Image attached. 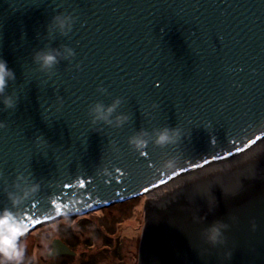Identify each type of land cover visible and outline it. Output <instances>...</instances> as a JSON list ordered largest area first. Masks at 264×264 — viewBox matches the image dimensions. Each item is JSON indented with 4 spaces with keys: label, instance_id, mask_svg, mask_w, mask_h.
<instances>
[{
    "label": "water",
    "instance_id": "water-1",
    "mask_svg": "<svg viewBox=\"0 0 264 264\" xmlns=\"http://www.w3.org/2000/svg\"><path fill=\"white\" fill-rule=\"evenodd\" d=\"M0 63V218L151 191L139 264H264V0H0Z\"/></svg>",
    "mask_w": 264,
    "mask_h": 264
},
{
    "label": "flooded vegetation",
    "instance_id": "flooded-vegetation-1",
    "mask_svg": "<svg viewBox=\"0 0 264 264\" xmlns=\"http://www.w3.org/2000/svg\"><path fill=\"white\" fill-rule=\"evenodd\" d=\"M66 219L68 222L65 225L46 224L30 232L25 239L31 235L34 239L30 245L21 248L20 257L16 262L20 264H139V256L134 258L135 253L125 254L124 241L121 244L116 233H110V228L91 227V232L87 233L86 229L89 228L81 222L75 224L74 228L70 222L74 221V218ZM96 239H100L101 242L97 244ZM65 247L72 254L63 253ZM2 259L0 257L1 262Z\"/></svg>",
    "mask_w": 264,
    "mask_h": 264
},
{
    "label": "rangeland",
    "instance_id": "rangeland-1",
    "mask_svg": "<svg viewBox=\"0 0 264 264\" xmlns=\"http://www.w3.org/2000/svg\"><path fill=\"white\" fill-rule=\"evenodd\" d=\"M151 199L152 197L150 193H148L142 197H137L124 203L102 209L98 212L76 217L74 218V221L70 222L74 228L76 226L75 224L78 225V223L81 222L85 227L89 228L86 229V232L88 231L87 233L91 232V227L102 226V222L108 223V226H111L113 232H115L120 238V243L122 244L124 241L123 247L125 254L133 255L135 253L136 257L134 256V258H138L140 244L146 226L147 207ZM67 222V219H60L48 225L60 226L65 225ZM27 235L16 242L17 252H21V248L26 247L25 245L27 244L30 245L33 241V235L28 236V238L25 239ZM95 242L98 244L101 240L96 239ZM0 257L3 258L2 262L0 261L2 264H20V262H16L17 258L15 257L9 259L3 253L0 254Z\"/></svg>",
    "mask_w": 264,
    "mask_h": 264
},
{
    "label": "clouds",
    "instance_id": "clouds-1",
    "mask_svg": "<svg viewBox=\"0 0 264 264\" xmlns=\"http://www.w3.org/2000/svg\"><path fill=\"white\" fill-rule=\"evenodd\" d=\"M53 57H45V63L50 64ZM9 75L5 64L0 63V92L3 91L6 83V77ZM167 137H161V140H166ZM10 217L5 215L0 218V253H3L9 259L19 258L20 253L16 251V241L20 236L25 235V230L18 225L9 223Z\"/></svg>",
    "mask_w": 264,
    "mask_h": 264
},
{
    "label": "trees",
    "instance_id": "trees-1",
    "mask_svg": "<svg viewBox=\"0 0 264 264\" xmlns=\"http://www.w3.org/2000/svg\"><path fill=\"white\" fill-rule=\"evenodd\" d=\"M98 227H107V228H110V230H109L110 233L113 232L112 227L111 226H108V223H106V222H102V226L99 225Z\"/></svg>",
    "mask_w": 264,
    "mask_h": 264
},
{
    "label": "snow or ice",
    "instance_id": "snow-or-ice-1",
    "mask_svg": "<svg viewBox=\"0 0 264 264\" xmlns=\"http://www.w3.org/2000/svg\"><path fill=\"white\" fill-rule=\"evenodd\" d=\"M145 192H147V189H145Z\"/></svg>",
    "mask_w": 264,
    "mask_h": 264
},
{
    "label": "bare ground",
    "instance_id": "bare-ground-1",
    "mask_svg": "<svg viewBox=\"0 0 264 264\" xmlns=\"http://www.w3.org/2000/svg\"><path fill=\"white\" fill-rule=\"evenodd\" d=\"M149 193H150V195H151V191H150Z\"/></svg>",
    "mask_w": 264,
    "mask_h": 264
}]
</instances>
